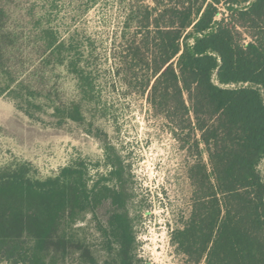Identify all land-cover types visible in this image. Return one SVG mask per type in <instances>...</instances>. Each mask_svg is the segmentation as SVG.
<instances>
[{
	"label": "trees",
	"instance_id": "obj_1",
	"mask_svg": "<svg viewBox=\"0 0 264 264\" xmlns=\"http://www.w3.org/2000/svg\"><path fill=\"white\" fill-rule=\"evenodd\" d=\"M153 1L127 15L126 26L135 29L120 62L126 72L144 68L141 90H148L153 108L186 137L197 131L194 145L207 153V162L200 157L188 167L191 210L171 242L194 263L264 264V180L258 170L264 158V0ZM7 20L0 0V72L8 78L0 95L33 117L40 104L22 92L21 83L12 84L9 60L18 33ZM37 37L48 62L77 78L79 100L54 105L56 123L82 122L81 104L95 93L80 51L49 25ZM109 174L121 176L123 167ZM101 179L89 184L83 158L45 177L24 161L0 166V264H63L60 252L70 249L94 262L88 248L57 233L103 198L124 206L123 185H100ZM109 223L119 264H131L128 214L114 212Z\"/></svg>",
	"mask_w": 264,
	"mask_h": 264
},
{
	"label": "rangeland",
	"instance_id": "obj_2",
	"mask_svg": "<svg viewBox=\"0 0 264 264\" xmlns=\"http://www.w3.org/2000/svg\"><path fill=\"white\" fill-rule=\"evenodd\" d=\"M7 24L17 35L15 56L9 60L13 85L21 83L28 98L40 104L29 117L8 94L0 95V166L29 163L35 174L56 173L76 158L89 167L90 185H123L125 203L116 208L110 198L83 211L74 221L63 223L57 237L88 248L94 262L80 257V250L60 252L63 264H119V245L111 234L114 212H126L134 242L131 264L194 263L179 253L171 233L188 218L192 186L189 165L200 158L207 162L204 146L194 145L197 131L174 129L156 111L142 91L145 70L126 72L122 52L135 27L126 26L129 12L153 0H2ZM221 11H225L220 6ZM219 17V16H218ZM49 25L61 39L80 51V63L91 73L94 100L82 102V122L56 123V104L78 101L75 74L63 65L48 62L41 26ZM248 40V38H246ZM129 65V64H126ZM8 81L0 72V85ZM185 97V96H184ZM173 131L180 132L176 136ZM200 153V154H199ZM123 167V174L110 171ZM264 180V158L258 165ZM106 231L103 233L98 228Z\"/></svg>",
	"mask_w": 264,
	"mask_h": 264
}]
</instances>
